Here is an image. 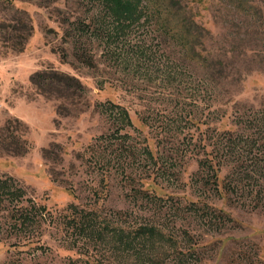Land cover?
<instances>
[{
  "label": "rangeland",
  "instance_id": "374dc122",
  "mask_svg": "<svg viewBox=\"0 0 264 264\" xmlns=\"http://www.w3.org/2000/svg\"><path fill=\"white\" fill-rule=\"evenodd\" d=\"M182 4L209 30L207 47L215 55L245 36L244 28L238 34L233 23L245 19L234 0ZM77 42L97 68L75 58ZM263 43L237 60L239 81L224 85L228 91L217 89L216 99L200 101L189 88L164 78L166 70L175 72L177 52L165 45L155 19L112 22L99 0H0V130L18 118L24 125L20 134L29 142L28 151L16 155L2 147L0 138V179L13 191L3 193L0 202V264H142V254L124 253L115 241L105 242L108 233L94 239L77 229L73 218L94 211L97 223L104 218L123 228L138 225L139 214L172 224L168 215L140 209L138 200L127 196L130 181L123 176L138 170L134 143L148 144L155 156L164 157L167 150L157 146L143 118L154 123L175 119L183 127L187 114L211 108L217 109L211 113L217 117L214 123L234 128L237 102L254 108L264 102V60L255 55ZM62 47L75 66L56 52ZM164 63L170 68L164 69ZM50 66L78 78L83 88L32 81L36 71ZM190 156L186 166L173 169L180 172L179 181L159 176L146 180L145 187L184 201L206 198L234 218L222 229L198 218L179 219L176 225L188 227L202 241L199 264H264V202L257 205L253 197L236 194L233 200L220 198L202 188L195 181L198 163ZM124 209L132 211L127 219L113 212ZM173 233L182 246L181 231ZM173 249L174 244L158 245L154 252L166 258Z\"/></svg>",
  "mask_w": 264,
  "mask_h": 264
},
{
  "label": "trees",
  "instance_id": "16d2710c",
  "mask_svg": "<svg viewBox=\"0 0 264 264\" xmlns=\"http://www.w3.org/2000/svg\"><path fill=\"white\" fill-rule=\"evenodd\" d=\"M99 1L112 22L133 25L141 19L157 21L160 32L165 36V45L177 52V61L172 62L176 65V69H173L175 72H171L173 67L170 71L166 70L164 78L169 82L178 81L184 90L189 88L187 90L192 91L190 94L195 100L216 99L217 89L220 87L228 91L224 85L240 80L238 59L247 58L249 50L254 49L258 41H264L263 2L234 0L235 10L244 13L245 19L244 22L233 23L238 27L236 32H244L245 36L234 38L237 44L232 49L215 55L207 47L211 36L209 30L195 19L192 10L189 11L183 6V0ZM84 25L89 27L86 23ZM243 28L244 31L241 32ZM66 35L71 36L72 33L67 32ZM74 48V56L78 61L89 68H97L92 55L90 56L84 46L77 42ZM56 52L60 53L62 60L75 66V62L69 61L70 54L64 47ZM163 54L166 55V52ZM255 55L264 60V48ZM166 57L171 59V55ZM167 65L169 63L164 65V69L169 67ZM32 81L38 82L39 85L49 82L48 85L55 88L60 85L73 90L83 88L81 80L52 66L48 70L36 71ZM236 104L234 128H220L214 123L216 115L211 114L217 109L210 108L206 113L201 104H198V108H201L198 110L199 115L196 112L193 115L187 114L185 122L182 123L183 127L181 121L175 119L154 123L149 121V117L143 118L155 132L157 146H163L167 150L164 157L155 156L148 144L134 143L135 164L138 170L136 175L126 173L123 176L130 181L127 196L138 200L140 209L149 207L154 209L155 214L160 211L164 213V217L168 215L172 224L165 223L164 219L157 220L155 216L141 218L139 214L138 225L123 228L104 218H99L100 223H97L96 212L87 211L82 212L79 219L73 218L75 227L81 232L87 231L95 237L94 239H97L98 235L104 236L108 233L107 239L104 238L105 242L108 239L115 241L125 250L124 253L132 251L137 255L142 254V264H199L203 260L200 251L202 241L196 239L188 227L176 225L179 219L198 218L205 225L222 229L234 222V218L206 198L184 201L172 193L164 195L154 188H146L145 181L152 178L156 181L159 176H167L168 179L174 177L179 181L180 172L173 169L186 166L187 156L191 154L190 157L198 163L195 181L201 183L202 188L215 191L220 198L226 196L233 200L232 197L236 194L246 198L253 197L257 205L264 202V102L259 108L239 102ZM22 124L18 118L9 119L0 130L1 145L12 154L23 155L29 149L28 140L20 134L24 126ZM193 129H197L198 133ZM225 169L226 172L221 175ZM8 185L5 180L0 179V202L3 193L13 192ZM113 212L124 219L132 215V211L128 209ZM173 229L180 230L183 234L182 246L178 245ZM171 244H174V249L171 253L168 252L166 258L154 252L158 245Z\"/></svg>",
  "mask_w": 264,
  "mask_h": 264
}]
</instances>
